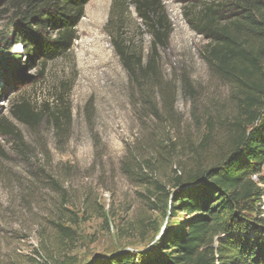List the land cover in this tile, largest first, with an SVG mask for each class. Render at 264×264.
I'll list each match as a JSON object with an SVG mask.
<instances>
[{"label": "rangeland", "instance_id": "rangeland-1", "mask_svg": "<svg viewBox=\"0 0 264 264\" xmlns=\"http://www.w3.org/2000/svg\"><path fill=\"white\" fill-rule=\"evenodd\" d=\"M204 1L158 0L172 32L158 47L161 86L147 84L146 95L116 45L151 53L136 0H89L71 48L45 63L27 64L12 43L16 66L0 70V121L10 127L0 130V264H92L150 247L183 216L156 199L158 187L219 162L241 117L185 16ZM24 102L39 114L33 125L11 115Z\"/></svg>", "mask_w": 264, "mask_h": 264}, {"label": "trees", "instance_id": "trees-1", "mask_svg": "<svg viewBox=\"0 0 264 264\" xmlns=\"http://www.w3.org/2000/svg\"><path fill=\"white\" fill-rule=\"evenodd\" d=\"M88 2L0 0L8 15L0 36V70L16 66L19 55L7 54L14 42L27 64L62 56L76 38ZM136 3L153 37L151 53L116 45L131 80L146 95L147 84L160 87L163 81L157 53L167 45L172 25L158 0ZM185 16L208 40L204 58L210 69L235 91L241 117L232 146L212 166L178 175L168 189L158 187L156 199L174 216H183L150 247L113 253L92 264H264V0H207ZM11 115L26 125L39 116L26 102ZM52 124L62 136L63 121L53 114ZM9 128L0 121V130Z\"/></svg>", "mask_w": 264, "mask_h": 264}, {"label": "built area", "instance_id": "built-area-1", "mask_svg": "<svg viewBox=\"0 0 264 264\" xmlns=\"http://www.w3.org/2000/svg\"><path fill=\"white\" fill-rule=\"evenodd\" d=\"M253 178H254L255 180H258V175H257V174L254 175ZM262 208H263V215H264V206H263Z\"/></svg>", "mask_w": 264, "mask_h": 264}]
</instances>
